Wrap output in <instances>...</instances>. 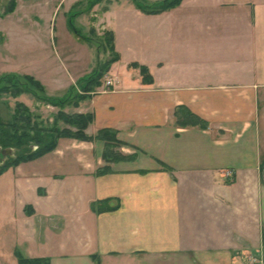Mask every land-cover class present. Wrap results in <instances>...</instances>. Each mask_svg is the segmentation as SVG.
Instances as JSON below:
<instances>
[{
	"label": "crops",
	"instance_id": "1",
	"mask_svg": "<svg viewBox=\"0 0 264 264\" xmlns=\"http://www.w3.org/2000/svg\"><path fill=\"white\" fill-rule=\"evenodd\" d=\"M81 1L69 16H83ZM211 1L158 14L133 3L120 33L108 25L120 0L93 19L113 35L117 60L105 76L115 85L73 111L94 116L91 137L117 131L120 151L134 158L107 163L103 141L62 138L53 152L10 167L0 188V264H19L18 254L49 264H193V256L264 264V0ZM70 62L62 60L66 95L87 76ZM20 75L55 97L52 78ZM184 111L207 127L182 125ZM104 200L117 208L99 212Z\"/></svg>",
	"mask_w": 264,
	"mask_h": 264
},
{
	"label": "rangeland",
	"instance_id": "2",
	"mask_svg": "<svg viewBox=\"0 0 264 264\" xmlns=\"http://www.w3.org/2000/svg\"><path fill=\"white\" fill-rule=\"evenodd\" d=\"M73 1L75 0H67L66 5L55 12L57 0H16L15 6L12 0H0V77L8 74H44L45 78H52L47 81L51 95L62 98L66 96V91H62L63 81L68 78L66 68L62 65L63 59L67 61L71 59L70 65L76 66L79 71L86 70L84 75H89L91 70L97 69L108 60V54L111 51L110 35L101 28H97V22H93V19L98 20L102 17L103 10L110 5L111 0H101L95 7L90 6L88 0H82L81 5L76 7L78 11L83 12V16L80 17L67 14L68 5ZM138 1L152 3L156 0ZM133 3L131 0H120V3L111 8L112 13L108 19L111 30L122 32L125 23L132 18L130 10L131 6L134 7ZM80 39L88 43L83 44ZM109 78L103 76L102 85H105ZM20 80L25 83L24 78ZM0 86L3 85L0 84ZM80 91L81 88L77 86L71 96H75ZM16 92L10 89L0 94V123H11L16 105L22 103L29 109L31 121L36 122L41 129L76 130L70 124L63 122V119L58 118L60 112L66 116L75 115L73 111L75 106L66 104L64 107H59L37 98L32 92H21L14 96ZM76 96L73 99L76 100ZM7 132L11 135V130ZM5 133V131L0 132V143L9 137ZM35 135L34 131H31L30 137L24 140V145L14 144L11 147L2 148L3 151L11 149V156H7L6 160L0 164V170L7 162L20 154L36 151L39 147L35 143L36 138L31 140ZM116 151L119 152L120 148ZM9 170L0 174V188L7 179L4 174H7ZM192 259L193 264H216L214 256L208 257L206 261L199 256H193ZM3 263L12 264L7 262L6 257Z\"/></svg>",
	"mask_w": 264,
	"mask_h": 264
},
{
	"label": "trees",
	"instance_id": "3",
	"mask_svg": "<svg viewBox=\"0 0 264 264\" xmlns=\"http://www.w3.org/2000/svg\"><path fill=\"white\" fill-rule=\"evenodd\" d=\"M99 1L101 0H91L90 6L96 4ZM133 1L136 6L144 13L158 14L177 7L183 0H160L153 3H143L138 0ZM13 5L15 6V3H13ZM107 34L110 35L109 42L113 55L111 56V59L107 60L103 65L99 66L89 75L85 76L77 82V86L81 88V91L76 94L77 96L75 95L77 97L76 100L73 99L75 96H71V93L75 90V87L71 88L69 93L62 98L52 97L47 94L44 85L35 77L29 75L21 76L20 74H8L0 77V84L3 85L0 86V94L3 92H8L10 89L17 91L14 96L21 92H32L37 98L53 105L64 107V105L69 104L77 107L81 101L87 99L91 95V93L95 92L97 88L102 85L103 76L106 75L111 65L117 60V55L114 54L113 35L110 32H108ZM133 66L140 69L145 82H150V74L146 67L139 66L138 64H133ZM23 78L25 79V83L20 80ZM3 83H5V85ZM183 114L185 118L184 121L181 122L182 125H199L202 127H207L208 125L205 121L198 118L196 115L189 111H184ZM58 118L63 119V122H65L66 124H70L76 130L72 131L67 128H50L47 130L41 129L36 122L31 121V114L29 109L24 104L18 103L16 105L12 122L0 123V132L5 131V135H7V137L9 135L7 139L5 138V140L0 143V147L7 148L11 147L14 144L17 146L24 145L23 142L30 137L31 131H34V133L36 134L34 138H31V140L36 138V141H34L39 145V147L36 151L23 153L15 159H11L5 164L4 168L0 170V174L8 170L10 167H16L22 162L34 160L44 154L53 152L57 148L58 141L62 137L73 138L82 141H93L95 139L103 141L105 144L103 158L107 163L127 161L134 158V156H126L121 151H116L117 148H120L124 144L123 142L118 140L117 131L113 129H103L100 130L95 137H89L85 133L89 125L94 120V116L92 114H75L72 116H66L62 112H60ZM8 130H11V135L7 132ZM110 171V167L106 166L103 169H100L98 174L101 175ZM116 208L117 207H111L109 205V200H104L97 205V210L99 212L112 211ZM17 256L19 264H49L48 259H30L20 254H18Z\"/></svg>",
	"mask_w": 264,
	"mask_h": 264
},
{
	"label": "water",
	"instance_id": "4",
	"mask_svg": "<svg viewBox=\"0 0 264 264\" xmlns=\"http://www.w3.org/2000/svg\"><path fill=\"white\" fill-rule=\"evenodd\" d=\"M0 154H2L3 156L1 157L0 155V164L3 163L7 156H11V149H7V150H2V148L0 147ZM262 177H263V181H264V169H263V172H262Z\"/></svg>",
	"mask_w": 264,
	"mask_h": 264
},
{
	"label": "built area",
	"instance_id": "5",
	"mask_svg": "<svg viewBox=\"0 0 264 264\" xmlns=\"http://www.w3.org/2000/svg\"><path fill=\"white\" fill-rule=\"evenodd\" d=\"M114 85H115V80H113L111 78L107 79L106 82H105V86L107 88L114 87Z\"/></svg>",
	"mask_w": 264,
	"mask_h": 264
}]
</instances>
